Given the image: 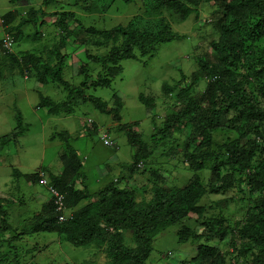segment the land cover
Segmentation results:
<instances>
[{
    "label": "trees",
    "instance_id": "trees-1",
    "mask_svg": "<svg viewBox=\"0 0 264 264\" xmlns=\"http://www.w3.org/2000/svg\"><path fill=\"white\" fill-rule=\"evenodd\" d=\"M29 1L12 0L11 3L27 5ZM83 1L87 5L81 7L82 12L98 13L101 18L117 1L130 7L136 5V0ZM144 1L146 6L141 16L134 15L125 24L101 31L77 25L79 28L75 32L69 28V23L75 20L73 13H51L50 17L56 18L57 41L50 47L19 55L0 54V80L10 78L13 81L15 70H19L21 78L33 79L40 99L38 108H46L50 116L69 115L86 103L111 116L134 149L132 163L122 166L129 176L139 171V164L145 166L160 150L161 155L180 158L184 171L192 173L191 178L183 187H168L166 178L150 168L153 167L149 166L153 164L150 161L149 167L143 170L150 172L154 179L149 200L138 202L135 191L119 187L120 179L90 192L85 186L82 160L71 146L68 134L60 132L50 138L65 144L59 156L60 174L40 169L35 174L23 175L13 170V176L16 179L24 177L27 182L36 184L40 180L38 175L43 173L47 185L64 196L65 208L71 218L59 222L53 206L47 203L24 223L22 230H17L8 225L7 210L0 198V264H24L16 242L38 233L56 234L75 248L96 247L107 253L108 264H145L154 239L191 215L200 222L198 226H182L177 234L180 244L198 243L195 256L186 263L229 264L218 243L230 237L235 254L233 264H264V0ZM207 2L214 3L211 23L214 22L217 38L195 57L190 76L181 74L177 84L162 85V92L172 107L166 112L164 123L154 128L145 143L141 134L133 129L136 123L130 127L120 125L121 99L114 95L112 100L116 102L108 106L100 98L89 95L88 91L110 87L112 80L122 74L120 63L136 58L134 50L141 57L153 56L159 46L183 39L172 31L164 13L177 23L183 22ZM55 3L56 0H42L41 7L48 8ZM45 16L42 9L33 10L14 25L17 18L14 10L2 15L1 20L17 42L22 38L21 27L30 23L36 29L42 27L44 21H38ZM30 39L32 43H38L42 35L35 32ZM69 39L82 45L87 56L86 63H82L73 75L80 78L78 84L70 83L64 74L69 56L62 50ZM94 50L105 51L96 52V55L92 54ZM89 63L97 66L95 74ZM183 83L186 86L180 88ZM201 83L205 84L203 90L199 88ZM37 86H55V92L62 97L56 101L51 96H44ZM139 101L148 110L157 105L153 97L141 95ZM15 118V128L0 136L1 150L24 133L20 112ZM85 130L89 135L97 130V126L91 123ZM179 133L185 136L181 144L175 136ZM218 133L230 134L233 139L215 145L213 136ZM205 170L209 171L206 185L199 177ZM77 185L82 189H75ZM43 187L48 190L47 186ZM232 190L241 195L238 202L245 207L243 217L237 221L222 215L233 199H222L206 206L200 204L205 196H222ZM8 230L14 235L3 239L2 234ZM126 234L133 246L125 245ZM2 246L5 251L1 250Z\"/></svg>",
    "mask_w": 264,
    "mask_h": 264
},
{
    "label": "rangeland",
    "instance_id": "rangeland-1",
    "mask_svg": "<svg viewBox=\"0 0 264 264\" xmlns=\"http://www.w3.org/2000/svg\"><path fill=\"white\" fill-rule=\"evenodd\" d=\"M12 0H0V16L16 10L17 18L15 25L19 23L21 15L24 17L30 13L29 9L39 10L42 0H30L27 5L21 3H11ZM141 0H136L135 7L124 5L117 1L105 14H89L81 11L83 0H56V3L44 9L46 13L53 12L75 13L77 21L87 28L93 27L98 31L110 29L120 24H125L136 13L141 14ZM87 5V4H86ZM146 6V1L143 3ZM214 3L203 4L199 7V15L202 20L195 22L194 15L183 23H177L172 26V30L183 35V39L165 43L157 48L153 56L141 57L137 50H134L135 59L124 60L120 63L122 74L112 80L108 88H96L89 90L88 94L92 97H98L103 103L112 106L111 98L116 95L121 104V126L130 127L136 123L133 129L140 133L143 141L148 142L153 134V128L159 127L166 116L168 109H171L172 103L162 92V85L170 86L177 84L181 80V74L190 76L194 70L193 57L207 49L209 42L217 38V32L214 31V22L206 25V20L213 21L211 13ZM62 11V12H60ZM49 16L40 17L38 22L44 21L42 27H37L38 31L43 33L42 40L38 43H32L30 37L37 32L33 24L20 28L22 37L13 45V52H21L52 46L57 41V28L53 25V18ZM198 16V15H197ZM168 20L169 16L166 15ZM206 19V20H205ZM31 21V19H29ZM76 22H70L69 27L76 29ZM199 24V25H198ZM202 27V28H201ZM3 26L0 25V33H3ZM77 32V31H76ZM80 39V38H79ZM31 42V43H30ZM84 48L80 44L73 43L69 39L62 53L69 56L66 59L65 75L72 84H78L80 78L73 75L82 63H86ZM105 50L96 52L104 53ZM95 50L92 54H96ZM97 55V54H96ZM96 67L89 63V68L93 74L96 73ZM95 71V72H94ZM186 86L181 84L180 88ZM55 86L38 87L37 90L44 96H51L56 101L62 97L55 92ZM201 90L205 84L201 83ZM198 88V89H199ZM58 94L60 96H58ZM141 95L153 97L156 107L152 110L139 101ZM40 99L35 91V81L25 79L19 76V70L13 73V81L10 78L0 80V136L9 134L16 126V113L20 112L22 123L25 128L23 135L19 136L17 141L13 139L8 145L0 151V198L2 205L7 210L6 221L11 228L22 230L24 223L31 217L38 214L43 205H47L49 194L45 187L38 183L27 182L24 177L16 179L13 176V170L19 171L23 175L35 174L40 169H48L53 174H60L62 164L59 156L65 149V144L50 138L60 132H67L73 146L79 157L82 159L83 172L86 175L85 186L90 192H96L104 186L120 179L122 183L120 188L135 191L136 200L141 202L150 199V188L153 177L150 172H143L149 166H153L159 176L166 178L168 187H178L185 185L192 176L189 171H184L183 163L180 158L164 156L159 154L160 150L149 158L148 163L144 164L139 171L129 172L123 170L122 166L131 164L134 149L127 143L123 132L119 131V123L112 121L111 116L97 111L93 104L86 103L69 115H60L59 117L50 116L47 109H39ZM156 116L155 123L151 117ZM94 123L97 130L89 135L86 134L85 127L89 123ZM26 125V126H25ZM108 132L109 138L113 142V147L104 146L101 141L100 132ZM179 142L184 141L185 136L175 135ZM215 145L224 144L233 136L228 134H216L213 136ZM166 148L165 150H167ZM164 150V149H163ZM162 150V151H163ZM209 171L205 170L199 174L201 181L206 185ZM183 187V186H182ZM240 194L235 190L224 195H212L204 197L200 203L204 206L211 202L222 199H233L229 201L228 207L223 210L222 215L227 219H241L245 212L242 206ZM20 201L22 204L19 205ZM85 204V203H84ZM198 220L194 216H189L183 222L170 226L166 231L159 234L153 241L152 252L145 264H188L195 256L198 243L185 244L178 243V231L182 226L197 227ZM15 232V231H14ZM14 234L11 230L2 234L3 239H9ZM24 264H108L107 253L97 250L96 247L75 248L72 245L63 242L56 234L38 233L16 242ZM230 237L222 243H218L220 249L227 255L229 264H233L232 259L235 254L230 246ZM125 245L133 246L128 234L125 236ZM214 247L215 244L211 243ZM1 250L5 251V246ZM25 251H28L25 253ZM26 259V260H24ZM242 263V261H240Z\"/></svg>",
    "mask_w": 264,
    "mask_h": 264
},
{
    "label": "clouds",
    "instance_id": "clouds-1",
    "mask_svg": "<svg viewBox=\"0 0 264 264\" xmlns=\"http://www.w3.org/2000/svg\"><path fill=\"white\" fill-rule=\"evenodd\" d=\"M145 1L144 0H141V2H140V6H141V11H142V13L141 14H139V13H136L135 14V17L136 16H141L143 13H144V6H143V3H144ZM208 3H210V2H207V3H203V4H208ZM14 4V3H13ZM85 4L86 3H84L83 5H82V7L83 6H85ZM203 4H201L200 6H202ZM199 6V7H200ZM40 9H42L43 11H44V9H47L46 7H41ZM30 11H33L32 9H29ZM14 11V10H13ZM16 11V10H15ZM35 11V10H34ZM38 11V10H37ZM45 12V11H44ZM60 12H62V11H60ZM84 12V11H83ZM198 12H199V8H198ZM193 13V14H191V15H194V20H195V22H199V20H202L201 18H200V15H199V13ZM46 13V12H45ZM69 13H73V12H69ZM84 13H88V12H84ZM74 14V17H75V22H76V26L77 25H81L80 24V22L79 21H77V19H76V16H75V13H73ZM90 14V13H89ZM195 14H197V15H195ZM166 15H168V14H166V13H164V16L166 17ZM191 15H189L188 16V18L186 19V20H188L189 18H190V16ZM46 16H49V14L48 13H46ZM45 16V17H46ZM134 16V15H133ZM169 16V15H168ZM21 17H24V15H21ZM50 17V16H49ZM50 18H53L54 19V21H53V25H54V23L56 22V18L55 17H50ZM166 19L168 20V18L166 17ZM169 19L171 20V22L168 20V22H169V24H170V26L171 25H175V24H177V22L172 18V17H170L169 16ZM185 20V21H186ZM206 20V19H205ZM19 21H20V19H19ZM43 21V20H42ZM184 22V21H183ZM183 22H179V23H183ZM206 22H207V25H211L210 23H211V21H210V18H209V20H206ZM40 23V22H39ZM70 24V23H69ZM0 25L1 26H3V21L1 20V16H0ZM14 25H15V23H14ZM199 25V24H198ZM25 26H30V25H25ZM25 26H23V27H25ZM82 26V25H81ZM23 27H21V28H23ZM3 28H4V30H3V33H0V41H1V46H0V54H13V55H19V54H15L14 52H13V50H12V48H13V45L15 44V41H14V37H13V34H11L10 32H8L7 31V27L5 28L4 26H3ZM70 28V27H69ZM77 28H79V26H77L76 27V29H74V31L76 32V30H77ZM171 29H172V26H171ZM82 30V29H81ZM173 31V30H172ZM37 32H39L38 31V29H37ZM174 33H176V34H178L177 32H175V31H173ZM41 33V32H40ZM43 33H41V35H42ZM57 34V33H56ZM178 35H180V36H182V38H183V35L182 34H178ZM21 37H22V35H21ZM43 37V36H42ZM23 38V37H22ZM182 40V39H181ZM31 43V42H30ZM209 45V44H208ZM64 50V49H63ZM28 51H31V50H28ZM28 51H24V52H28ZM1 52H3V53H1ZM22 53V52H21ZM192 61L194 62V64H195V58L194 59H192ZM25 78V77H24ZM26 79V78H25ZM114 97V96H113ZM114 99V98H113ZM111 102H116V101H114V100H112V98H111ZM110 106V105H109ZM113 106V105H112ZM61 115H63V114H61ZM59 117V116H58ZM153 119H155L154 121H152L153 123H155V121H156V116H152L151 117V120H153ZM164 121H165V118H164ZM164 121L162 122V123H164ZM92 123V122H91ZM91 123H89V124H91ZM115 123H117V122H115ZM89 124H87V125H89ZM162 125V124H161ZM160 125V126H161ZM159 126V127H160ZM155 127H157V126H155ZM154 127V128H155ZM154 128H153V131H154ZM86 131V130H85ZM136 131V130H135ZM67 133V132H66ZM100 136H101V141H102V143H103V145L104 146H108V147H113L114 146V144H113V142L110 140V138H109V133L108 132H103V131H101L100 132ZM152 136V135H151ZM72 139V138H71ZM104 140H107L108 141V144H104ZM82 160V159H81ZM83 164V163H82ZM138 167L139 168H142L143 166L141 165V164H139L138 165ZM38 177H39V175H38ZM44 178H45V176H44ZM46 179V178H45ZM201 179V178H200ZM47 180V179H46ZM208 180V179H207ZM116 181V179L114 180V182ZM48 182V181H47ZM207 182V181H206ZM85 183H86V181H85ZM39 184V183H38ZM40 185V184H39ZM42 186V185H41ZM75 189H77V190H80V189H82V187L80 186V185H77L76 186V188ZM54 190L58 193V194H60L55 188H54ZM47 192H48V194H49V201L47 202V203H51V205L53 206V208H54V211H55V213H56V215H57V218H58V221H59V217L62 215V216H64V218H65V220H63V221H59V222H65V221H68V219H70L71 218V213H69V211H67L66 210V208H65V204H64V196L62 195V194H60L62 197H63V207H64V209H63V211L62 212H57L56 211V209H55V205H54V202H53V200H54V198L51 196V194H50V192L47 190Z\"/></svg>",
    "mask_w": 264,
    "mask_h": 264
},
{
    "label": "built area",
    "instance_id": "built-area-1",
    "mask_svg": "<svg viewBox=\"0 0 264 264\" xmlns=\"http://www.w3.org/2000/svg\"><path fill=\"white\" fill-rule=\"evenodd\" d=\"M104 144H108V141L104 140ZM39 178H40V180H39L40 185L47 186L48 191L50 192L51 196L54 198L53 202H54L56 211L57 212H62L63 209H64V207H63V197L60 194H58L54 190V188H52L51 186L47 185V180L44 178L43 173L39 174ZM63 220H65V218H64V216L61 215L59 217V221H63Z\"/></svg>",
    "mask_w": 264,
    "mask_h": 264
}]
</instances>
